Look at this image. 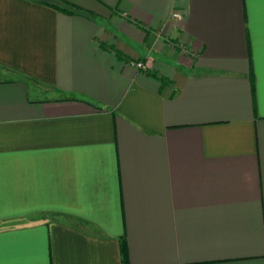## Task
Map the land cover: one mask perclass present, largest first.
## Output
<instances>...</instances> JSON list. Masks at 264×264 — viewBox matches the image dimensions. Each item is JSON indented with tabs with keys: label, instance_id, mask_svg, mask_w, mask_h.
I'll return each mask as SVG.
<instances>
[{
	"label": "crops",
	"instance_id": "crops-1",
	"mask_svg": "<svg viewBox=\"0 0 264 264\" xmlns=\"http://www.w3.org/2000/svg\"><path fill=\"white\" fill-rule=\"evenodd\" d=\"M0 264H264V0H0Z\"/></svg>",
	"mask_w": 264,
	"mask_h": 264
},
{
	"label": "built area",
	"instance_id": "built-area-1",
	"mask_svg": "<svg viewBox=\"0 0 264 264\" xmlns=\"http://www.w3.org/2000/svg\"><path fill=\"white\" fill-rule=\"evenodd\" d=\"M171 16L173 18H178L179 17V13L176 12V11H174V12H172ZM128 63H129V65H131L132 67H134L136 69H142V70L145 69V65L140 60H137V61H129Z\"/></svg>",
	"mask_w": 264,
	"mask_h": 264
},
{
	"label": "trees",
	"instance_id": "trees-1",
	"mask_svg": "<svg viewBox=\"0 0 264 264\" xmlns=\"http://www.w3.org/2000/svg\"><path fill=\"white\" fill-rule=\"evenodd\" d=\"M48 5H51V6L57 8V9H59V10L65 11V12H69V11H70V10L65 9V8H63V7L56 6V5H54V4H48ZM120 249H122V247H121Z\"/></svg>",
	"mask_w": 264,
	"mask_h": 264
}]
</instances>
